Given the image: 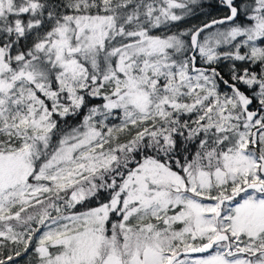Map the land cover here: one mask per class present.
<instances>
[{
  "label": "snow or ice",
  "instance_id": "snow-or-ice-1",
  "mask_svg": "<svg viewBox=\"0 0 264 264\" xmlns=\"http://www.w3.org/2000/svg\"><path fill=\"white\" fill-rule=\"evenodd\" d=\"M219 5L0 0V264H264V0Z\"/></svg>",
  "mask_w": 264,
  "mask_h": 264
},
{
  "label": "trees",
  "instance_id": "trees-1",
  "mask_svg": "<svg viewBox=\"0 0 264 264\" xmlns=\"http://www.w3.org/2000/svg\"><path fill=\"white\" fill-rule=\"evenodd\" d=\"M198 3L201 5L200 7H195L192 14L187 16L185 18L188 19L189 17H191L192 15L199 13L205 9L212 11V14H215L214 17H220L224 14V9L222 7H220L219 5V0H198ZM202 22V21H200ZM200 22H196L194 24H190L188 27L192 26V25H198ZM239 65L243 66H247V65H243L242 62H237ZM253 70H257L255 66H252ZM219 68L222 70L223 75L225 77V79H229V74H228V70H226L225 67L223 66H219ZM221 90H225L223 85H221ZM241 90L245 91L246 90V86H241ZM94 103H100L101 101L99 100H94ZM253 106H255V104H253ZM86 111V110H85ZM82 115L83 113H81L79 116H70L67 117V122L71 125H76L80 122V119H82ZM91 206H95V204L91 205ZM32 247H35V244L32 245ZM31 253L29 255H22V257L20 258H15L16 259V264H29V261L31 259Z\"/></svg>",
  "mask_w": 264,
  "mask_h": 264
},
{
  "label": "rangeland",
  "instance_id": "rangeland-1",
  "mask_svg": "<svg viewBox=\"0 0 264 264\" xmlns=\"http://www.w3.org/2000/svg\"><path fill=\"white\" fill-rule=\"evenodd\" d=\"M214 15L215 14H212V11L205 9L199 13L192 15L191 17L184 20L183 22H177V23L180 25V28L183 29V28H187L190 24H194L196 22L204 21V20H207L211 17H214ZM172 30L175 31L176 29L173 28ZM224 50H227V49H224ZM219 66H223L226 68V70H228V62L227 61H221ZM113 122L116 123L118 121H113Z\"/></svg>",
  "mask_w": 264,
  "mask_h": 264
},
{
  "label": "bare ground",
  "instance_id": "bare-ground-1",
  "mask_svg": "<svg viewBox=\"0 0 264 264\" xmlns=\"http://www.w3.org/2000/svg\"><path fill=\"white\" fill-rule=\"evenodd\" d=\"M211 18H213V17H211ZM211 18H209V19H211ZM209 19H207V20H209ZM207 20H204V21H202V22H205V21H207ZM202 22H200L199 24H201ZM199 24H198V25H199Z\"/></svg>",
  "mask_w": 264,
  "mask_h": 264
},
{
  "label": "water",
  "instance_id": "water-1",
  "mask_svg": "<svg viewBox=\"0 0 264 264\" xmlns=\"http://www.w3.org/2000/svg\"><path fill=\"white\" fill-rule=\"evenodd\" d=\"M221 17V16H220ZM215 18H219V17H215ZM210 20V19H209ZM206 22V21H205ZM193 255H197V254H193Z\"/></svg>",
  "mask_w": 264,
  "mask_h": 264
},
{
  "label": "flooded vegetation",
  "instance_id": "flooded-vegetation-1",
  "mask_svg": "<svg viewBox=\"0 0 264 264\" xmlns=\"http://www.w3.org/2000/svg\"><path fill=\"white\" fill-rule=\"evenodd\" d=\"M253 108H255V106H252Z\"/></svg>",
  "mask_w": 264,
  "mask_h": 264
}]
</instances>
